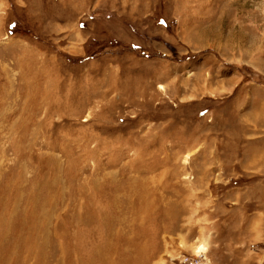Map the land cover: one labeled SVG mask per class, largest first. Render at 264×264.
I'll use <instances>...</instances> for the list:
<instances>
[{
	"label": "rangeland",
	"instance_id": "1",
	"mask_svg": "<svg viewBox=\"0 0 264 264\" xmlns=\"http://www.w3.org/2000/svg\"><path fill=\"white\" fill-rule=\"evenodd\" d=\"M197 250L264 264V0H0V264Z\"/></svg>",
	"mask_w": 264,
	"mask_h": 264
},
{
	"label": "built area",
	"instance_id": "2",
	"mask_svg": "<svg viewBox=\"0 0 264 264\" xmlns=\"http://www.w3.org/2000/svg\"><path fill=\"white\" fill-rule=\"evenodd\" d=\"M164 264H207V255L204 250H197L196 253H173L167 255Z\"/></svg>",
	"mask_w": 264,
	"mask_h": 264
},
{
	"label": "bare ground",
	"instance_id": "3",
	"mask_svg": "<svg viewBox=\"0 0 264 264\" xmlns=\"http://www.w3.org/2000/svg\"><path fill=\"white\" fill-rule=\"evenodd\" d=\"M14 252V247L13 246H11V249L8 251V254H12ZM29 253V252H28ZM26 254V255H29V254Z\"/></svg>",
	"mask_w": 264,
	"mask_h": 264
}]
</instances>
